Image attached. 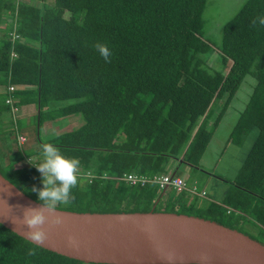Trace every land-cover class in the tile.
I'll list each match as a JSON object with an SVG mask.
<instances>
[{
  "label": "trees",
  "instance_id": "16d2710c",
  "mask_svg": "<svg viewBox=\"0 0 264 264\" xmlns=\"http://www.w3.org/2000/svg\"><path fill=\"white\" fill-rule=\"evenodd\" d=\"M206 3L0 0V173L39 201L31 190L43 187L34 165L42 145L50 142L80 161L73 198L59 209L146 212L161 199L166 205L175 193V203L207 215L161 211L215 220L264 243L238 226L251 220L264 237V25L251 23L264 16V0H244L218 41L205 32ZM12 30L19 37L11 39ZM97 42L109 48L110 62L94 47ZM211 53L217 67L207 63ZM245 78L252 89L226 137L237 168L221 179L222 192L210 196L207 190L208 198L200 202L205 187L187 182L197 193L171 188L163 193L153 177L181 174V163L199 167ZM9 84L15 86L8 92L11 104L5 103ZM70 116L77 126L42 136L45 122ZM27 139L34 144L25 146ZM128 174L149 180L132 183ZM209 175L217 180L218 174ZM30 249L36 254L29 255ZM0 264L112 263L59 254L0 223Z\"/></svg>",
  "mask_w": 264,
  "mask_h": 264
},
{
  "label": "water",
  "instance_id": "95a60500",
  "mask_svg": "<svg viewBox=\"0 0 264 264\" xmlns=\"http://www.w3.org/2000/svg\"><path fill=\"white\" fill-rule=\"evenodd\" d=\"M4 186L11 195L4 192L7 191ZM41 204L0 173L2 225L26 238L22 207ZM57 209L64 222L45 224L48 239L42 247L86 263L169 264L167 257L174 253L177 264L181 260L183 264H264V243L200 216L153 209L146 212ZM69 236L75 238V246L69 245Z\"/></svg>",
  "mask_w": 264,
  "mask_h": 264
},
{
  "label": "rangeland",
  "instance_id": "374dc122",
  "mask_svg": "<svg viewBox=\"0 0 264 264\" xmlns=\"http://www.w3.org/2000/svg\"><path fill=\"white\" fill-rule=\"evenodd\" d=\"M243 1L244 0H207L206 8L203 13L205 19L204 28L206 34L208 33L214 40L218 41L221 36V29L223 25L238 11ZM207 63L214 67L218 66V61L215 57V53H211L210 56H208ZM251 82L252 80L250 81V78H245L243 80L242 84L235 94V98L227 107L225 115L223 116V118H221L216 128L214 129L213 135L211 136L212 138L199 160V167L195 168L188 164L181 163L179 171L182 175L185 176V179H187L188 182H196L198 187H207V190H209V188H212V185L209 186L210 182L216 183V181L219 182V179H228V177L233 176L232 173H235L237 166L234 168V163L230 161V156H234L235 151L232 144H230V142H226V137L229 131V127L233 125V123L238 118L240 111L245 106V103L249 97V93L252 89ZM78 124L79 122L77 121V118L73 116H70L68 118H59L57 120L45 122L42 125L41 134L44 137L48 136L49 134L53 135L58 133L59 131L75 127ZM24 144L25 146L29 147L30 145L34 144V142L32 139H27ZM247 146L248 142L245 143V150L247 149ZM237 152H239V149H237ZM225 164L227 165V170L224 172ZM17 165H22V162L19 161ZM169 165L171 166L174 164L172 161H170ZM221 172H223V174H221ZM209 174H218L217 180L215 179L216 177H213ZM171 194L172 195H170V198H168V200L166 201L167 203L165 202L166 205L163 204L164 199H161L155 204V207H152V209L156 208L158 209V211H161L163 208H166L167 210L184 212L187 211L191 213H200L207 215V212L202 208L194 207L190 209L188 207L180 206L177 202H174V199L176 198L175 193ZM214 195L216 196L217 194L214 193ZM207 198V196H201L199 200L200 202H204ZM238 226L244 230H247L252 235L258 236L260 237V239L264 240V237L260 235L259 228L257 227V225H255V223L251 222V220L249 222H244L243 225Z\"/></svg>",
  "mask_w": 264,
  "mask_h": 264
},
{
  "label": "clouds",
  "instance_id": "9594fccd",
  "mask_svg": "<svg viewBox=\"0 0 264 264\" xmlns=\"http://www.w3.org/2000/svg\"><path fill=\"white\" fill-rule=\"evenodd\" d=\"M257 22L260 25H264V16L257 17L251 21L253 26H255ZM94 47L106 62H110V57L112 54L105 44L97 42ZM34 166L41 173V182L43 187L37 188L33 186L31 190L37 193V198L42 202V204L39 207H22L23 215L21 219L24 227L23 235L34 244L43 246L48 239V233L45 228V224L52 223L60 225L64 222V218L57 214V205H67L71 202L73 198L71 190L78 185L80 179V161L75 157L64 155L57 146L47 142L41 147L40 163ZM178 175H181L185 178V176L182 174ZM185 180L187 183V179ZM219 182L222 183L221 179H219ZM191 185L194 184L192 183ZM4 187L7 189V191L4 192H7L9 195H11L8 187ZM206 188H204V194H206L208 197ZM210 196H213L212 193ZM68 243L71 246H75V238L69 236ZM28 254L35 255V249H30ZM167 259L169 260V264H177L174 253H171ZM201 259L207 258L202 257ZM179 264H183V261L181 260Z\"/></svg>",
  "mask_w": 264,
  "mask_h": 264
},
{
  "label": "built area",
  "instance_id": "2783aa9c",
  "mask_svg": "<svg viewBox=\"0 0 264 264\" xmlns=\"http://www.w3.org/2000/svg\"><path fill=\"white\" fill-rule=\"evenodd\" d=\"M10 36H11V39H15V38L19 37V33H17L15 30H12L10 32ZM14 89H15V86L13 84H9L8 89H7V93L8 92L10 93ZM9 93L5 98V103L11 104L13 98H12V96L9 95ZM17 110L18 109L16 106L12 107L13 114H15ZM24 140H25L24 136H22V135L18 136V142L19 143H22ZM126 178H127V180H129L132 183L139 181L140 184H142V185L147 183V181L149 180L147 178V176H145V175H135V174H128L126 176ZM153 179H154L155 183H157L159 185V188L161 189V191L163 193L167 189H170V188L175 190L176 192H180L181 190L186 189V190H189L191 193H197L196 185L188 186L185 178L182 177L181 175L174 173L173 171L172 172L169 171L168 173H163V174H160L158 176L155 175L153 177ZM204 193H205V191L201 192V194H204Z\"/></svg>",
  "mask_w": 264,
  "mask_h": 264
},
{
  "label": "crops",
  "instance_id": "0c3cea01",
  "mask_svg": "<svg viewBox=\"0 0 264 264\" xmlns=\"http://www.w3.org/2000/svg\"><path fill=\"white\" fill-rule=\"evenodd\" d=\"M234 156H230V161L234 160ZM227 170V165H224V172ZM223 173V172H221ZM212 185V188H209V191L212 193V195H214V193L217 194V196L222 192L224 185H222V183L217 182H210L209 186ZM206 188V187H205ZM207 190V189H206Z\"/></svg>",
  "mask_w": 264,
  "mask_h": 264
}]
</instances>
